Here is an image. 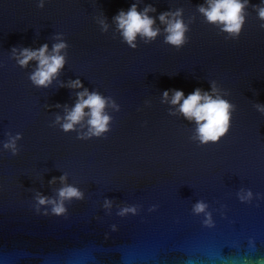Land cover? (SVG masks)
<instances>
[{
    "label": "water",
    "instance_id": "water-1",
    "mask_svg": "<svg viewBox=\"0 0 264 264\" xmlns=\"http://www.w3.org/2000/svg\"><path fill=\"white\" fill-rule=\"evenodd\" d=\"M134 3L155 9L148 15L159 34H138L132 47L114 17ZM200 5L206 0H0V264L264 259V0H248L238 35L209 23ZM177 10L187 28L180 46L166 42L159 20ZM59 43L63 67L37 86L38 61L21 66L20 52L47 45L51 55ZM77 80L83 87L71 86ZM196 89L231 105L215 142L202 143L195 120L170 103L174 91L187 98ZM85 90L106 101L100 136L86 135L87 115L62 127ZM13 140L15 150L5 148ZM65 186L83 195L65 200L63 214L38 203L58 201ZM198 202L205 213L193 211ZM124 208L135 212L120 215Z\"/></svg>",
    "mask_w": 264,
    "mask_h": 264
},
{
    "label": "clouds",
    "instance_id": "clouds-1",
    "mask_svg": "<svg viewBox=\"0 0 264 264\" xmlns=\"http://www.w3.org/2000/svg\"><path fill=\"white\" fill-rule=\"evenodd\" d=\"M207 7L200 5L198 11L204 15L209 23L222 25V30L230 34L238 35L244 23V9L248 6V0H206ZM42 6V5H41ZM256 7V6H254ZM155 9L150 5L142 12L137 10V5L134 3L127 12L121 10L114 20L117 23L118 29L121 31L126 42L135 47L134 41L137 35L155 38L159 34V29H154L155 19L148 15L149 12H154ZM259 18L264 20V7L257 8ZM181 10L175 13H162L159 20L162 24H166L165 31L167 33L166 42L175 46H180L184 43V33L187 31L181 16ZM264 27V25H261ZM65 47V44L59 43L53 46V54H48L47 45L42 46L38 50L28 48L20 52L18 62L21 66H26L29 61L37 60L38 67L31 76V80L37 86H47L51 83V79L55 76L64 65V57L61 56L60 50ZM72 87L79 88L83 85L77 80L72 82ZM78 102L75 107L67 113L65 123L62 125L65 131L72 130L74 125L80 123L87 115L89 131L87 136H100L107 131V125L110 117L104 114L106 106L105 99L97 93L89 94L87 90L78 93ZM85 97H87L85 99ZM164 99H168V92L164 93ZM183 100V103H180ZM170 103L172 105L179 104V111L189 120H195L197 124L198 138L202 143L209 141H217L228 130L230 120L231 105L219 97L215 99L208 93H201L200 89H196L193 93L184 98L182 91H174ZM88 108L89 112L85 113L84 109ZM59 117L57 122H59ZM5 148L15 150V141L5 144ZM64 177H61L63 180ZM82 193L73 186H65L58 192L59 200L48 199L43 196H38L40 205L51 204L54 214H63L66 209L64 207L65 200L72 198H82ZM251 197V192L241 193L240 199L245 200ZM105 207H111L110 201H105ZM207 205L203 202H198L194 205L193 211L197 214L205 213ZM39 210V209H37ZM127 212H135L134 208H124L120 215ZM207 223H211L210 215ZM257 264H264V259H259Z\"/></svg>",
    "mask_w": 264,
    "mask_h": 264
}]
</instances>
